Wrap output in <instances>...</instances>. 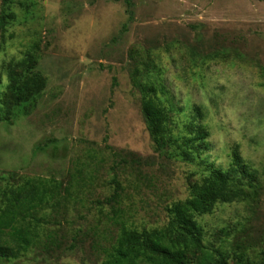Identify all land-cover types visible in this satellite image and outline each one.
Instances as JSON below:
<instances>
[{
  "label": "rangeland",
  "instance_id": "obj_1",
  "mask_svg": "<svg viewBox=\"0 0 264 264\" xmlns=\"http://www.w3.org/2000/svg\"><path fill=\"white\" fill-rule=\"evenodd\" d=\"M131 2L8 0L15 19L0 32V93L3 64L33 46L47 82L32 105L0 121V191L11 173L55 179L65 191L57 209L40 214L55 244L2 264H102L123 225L165 228L168 208L190 197L206 164L231 169L235 150L262 187L259 202L219 204L199 221L231 263L244 245L264 264V0ZM149 61L167 88L172 135L189 136L192 118L207 126L195 161L157 150L150 137L132 82L134 67ZM114 179L121 199L107 203Z\"/></svg>",
  "mask_w": 264,
  "mask_h": 264
},
{
  "label": "trees",
  "instance_id": "obj_2",
  "mask_svg": "<svg viewBox=\"0 0 264 264\" xmlns=\"http://www.w3.org/2000/svg\"><path fill=\"white\" fill-rule=\"evenodd\" d=\"M127 8L131 0H125ZM4 0L0 11V32H4L15 13ZM37 51L33 46L20 61L2 66L7 77L5 90L0 93V121H9L15 109L32 105L46 87V78L36 70ZM156 67L141 62L132 71V82L141 93V111L147 130L157 150L172 149L176 156L195 161L206 147L207 126L196 118L188 124L187 137L173 136L169 128L171 110L162 100L167 88L151 78ZM200 107L195 114L201 116ZM175 148V150H174ZM124 163L140 164L134 154L116 153ZM234 166L224 170L207 163L208 174L191 187L190 197L168 208L170 221L165 228L142 230L123 225L113 244L107 249L102 264H255L244 245H239L233 263L225 247L212 248L206 243L199 218L213 213L219 204L244 202L257 204L261 186L243 163L239 153L233 155ZM115 191L107 203L121 199L123 186L113 180ZM63 184L44 177L19 176L11 173L0 191V264L17 260L37 246L55 244L51 234H44L45 220L40 214L57 209L63 197ZM116 217H118L116 213ZM264 256V254H263Z\"/></svg>",
  "mask_w": 264,
  "mask_h": 264
}]
</instances>
